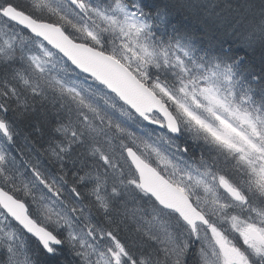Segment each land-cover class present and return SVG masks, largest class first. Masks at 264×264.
<instances>
[{"label":"snow or ice","instance_id":"1","mask_svg":"<svg viewBox=\"0 0 264 264\" xmlns=\"http://www.w3.org/2000/svg\"><path fill=\"white\" fill-rule=\"evenodd\" d=\"M0 264H264V0H0Z\"/></svg>","mask_w":264,"mask_h":264}]
</instances>
